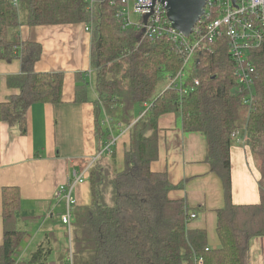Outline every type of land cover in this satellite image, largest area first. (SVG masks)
Here are the masks:
<instances>
[{
    "label": "trees",
    "instance_id": "16d2710c",
    "mask_svg": "<svg viewBox=\"0 0 264 264\" xmlns=\"http://www.w3.org/2000/svg\"><path fill=\"white\" fill-rule=\"evenodd\" d=\"M90 2L0 0V59L20 61L19 74L7 78L19 92L0 103V120L25 134L29 107L59 103L62 97L63 72L35 71L42 47L22 40L19 28L83 24L90 33L97 154L114 140L113 128L128 134L121 168L114 143L105 158L97 156L88 166L90 202L73 205L70 243L64 231L65 245L53 259L49 235L27 258L19 259L30 232L18 224L34 215L20 209L17 188H3L0 264H69L70 251L71 264H249L253 240L264 237V39L248 54L252 102L244 104L226 37L196 53L182 68V55L169 40H152L133 27L123 28L110 0ZM181 69L182 93L167 87ZM74 96L78 102L88 100L83 72L75 74ZM102 113L109 126L103 127ZM165 113H173L182 130L205 138V162L219 177L224 196L216 210V248L207 245L204 229L190 226V214L196 217L198 209L183 198L169 197L183 183L173 184L166 171L151 169L158 156V119ZM239 142L249 147L260 173L255 204L231 200L229 154Z\"/></svg>",
    "mask_w": 264,
    "mask_h": 264
},
{
    "label": "crops",
    "instance_id": "0c3cea01",
    "mask_svg": "<svg viewBox=\"0 0 264 264\" xmlns=\"http://www.w3.org/2000/svg\"><path fill=\"white\" fill-rule=\"evenodd\" d=\"M22 40L38 42L42 47L34 69L38 72H63L62 97L59 103H34L27 111V130L21 134L17 127L0 120V245L3 239L2 190L17 188L19 207L31 212L32 219L18 224L30 236L22 242L19 259L27 258L37 243L49 235L54 248L51 259L65 245V231L60 222L64 200L58 195L61 184L72 182L83 174V181L73 189L75 204L90 202L88 166L97 155L95 141V98L90 70V33L83 24H54L21 26ZM20 72V61L0 59V103L17 94V88L7 84L9 76ZM85 73L88 100L75 101V74ZM103 127L106 117L102 113ZM118 131V130H117ZM113 133L117 167H122L123 151L128 144L127 132ZM158 156L151 163L153 171H166L173 184L183 187L169 192L171 199H185L196 211L191 227L204 229L207 245L216 248V210L223 206L224 196L219 177L205 162V138L195 131H184L173 113L158 119ZM231 200L235 204L259 202L260 173L250 149L243 142L230 148ZM18 259V260H19ZM17 260V261H18ZM249 264H264V237L253 240Z\"/></svg>",
    "mask_w": 264,
    "mask_h": 264
},
{
    "label": "built area",
    "instance_id": "2783aa9c",
    "mask_svg": "<svg viewBox=\"0 0 264 264\" xmlns=\"http://www.w3.org/2000/svg\"><path fill=\"white\" fill-rule=\"evenodd\" d=\"M109 4L115 8V17L123 28L133 27L152 40H169L176 52L182 55V68L189 66L196 53L206 49L216 39L226 37V51L234 64L238 90L244 92V104L252 102L250 90L253 67L248 54L260 46L264 39V0H207L203 14L187 37L172 27L159 0H110ZM183 75L184 71L181 69L169 83V86L178 88L181 93L185 89L181 80ZM113 142L114 140L105 145L95 158L109 154ZM82 181L83 174H77L72 182L61 184L57 189L58 195L64 200L60 222L68 234L69 243L71 213L75 204L73 189ZM190 218H195V214H190ZM68 260L71 264V251Z\"/></svg>",
    "mask_w": 264,
    "mask_h": 264
},
{
    "label": "water",
    "instance_id": "95a60500",
    "mask_svg": "<svg viewBox=\"0 0 264 264\" xmlns=\"http://www.w3.org/2000/svg\"><path fill=\"white\" fill-rule=\"evenodd\" d=\"M165 10L172 27L188 36L195 23L204 12L207 0H159ZM234 2V0H231Z\"/></svg>",
    "mask_w": 264,
    "mask_h": 264
},
{
    "label": "rangeland",
    "instance_id": "374dc122",
    "mask_svg": "<svg viewBox=\"0 0 264 264\" xmlns=\"http://www.w3.org/2000/svg\"><path fill=\"white\" fill-rule=\"evenodd\" d=\"M134 19H135V18H134ZM176 75H177V74H176ZM172 79H173V78H172ZM172 79H170V80L168 81V85H167V87H171V86H169V83L171 82ZM172 87H173V86H172ZM103 120H104V119H103ZM105 122H106V125L109 126L107 119H106ZM112 132L115 134V133H117L118 131H117L115 128H113V129H112ZM105 156H106V155L103 154L102 157L105 158Z\"/></svg>",
    "mask_w": 264,
    "mask_h": 264
},
{
    "label": "bare ground",
    "instance_id": "6f19581e",
    "mask_svg": "<svg viewBox=\"0 0 264 264\" xmlns=\"http://www.w3.org/2000/svg\"><path fill=\"white\" fill-rule=\"evenodd\" d=\"M101 174V173H100ZM98 175V174H97ZM95 179H97V178H95ZM98 180V179H97ZM94 182V181H93ZM107 182V181H106ZM97 192V191H96Z\"/></svg>",
    "mask_w": 264,
    "mask_h": 264
}]
</instances>
